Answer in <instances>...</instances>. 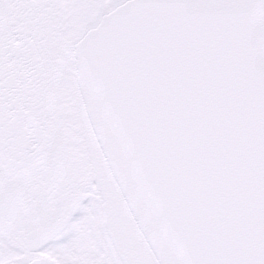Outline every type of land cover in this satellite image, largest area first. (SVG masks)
<instances>
[{"label": "snow or ice", "instance_id": "1", "mask_svg": "<svg viewBox=\"0 0 264 264\" xmlns=\"http://www.w3.org/2000/svg\"><path fill=\"white\" fill-rule=\"evenodd\" d=\"M0 264H264V0H0Z\"/></svg>", "mask_w": 264, "mask_h": 264}]
</instances>
